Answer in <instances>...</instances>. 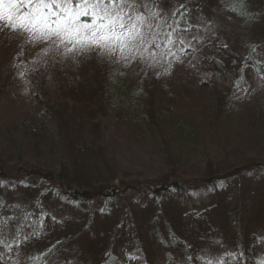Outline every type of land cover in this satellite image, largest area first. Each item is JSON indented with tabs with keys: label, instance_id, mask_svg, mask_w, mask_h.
Here are the masks:
<instances>
[{
	"label": "rangeland",
	"instance_id": "374dc122",
	"mask_svg": "<svg viewBox=\"0 0 264 264\" xmlns=\"http://www.w3.org/2000/svg\"><path fill=\"white\" fill-rule=\"evenodd\" d=\"M150 1L143 15L144 23L137 22L146 43L140 44L137 40L138 50H125L123 54L119 48L114 53L102 54L98 47L80 54L75 51L66 53L65 48H71L74 41L61 44L58 38L48 41L40 38L39 32L0 28L1 48L16 51L22 46L28 51L34 47L33 55L36 57L34 66L25 75L17 71L13 73L12 62H0V73L3 74L0 76V133L4 128L20 129L22 120L32 119L38 112L37 94L47 86L55 96L68 98V102L80 112L78 116H82L76 125L71 124L70 136L65 135L61 141L58 139L55 146L56 158L71 173L76 171L75 157L82 156L85 174L88 173L92 180L95 177L107 185L125 184L143 189L160 179L164 181L163 178L177 180L180 186L185 182L189 187H193L195 182L201 185L209 172V165L222 175L228 171L233 175L239 168H246L250 157L237 162L236 155H231V151L237 149H229L239 139L234 138L236 128L246 123L228 117L222 122L225 131H219L218 120L212 121V118L236 116L237 112L247 115L255 112L256 107L264 106V72L258 73L254 68L246 72L244 89L235 94L233 89L238 76L231 70L213 67V61H228L230 56H223L220 53L222 48H228L233 55L237 53L253 60L249 48L251 41H258L257 34H261L262 28L257 31L246 28L239 19L227 15L222 9L208 8L211 12H208L210 26L194 45L193 59L164 76L160 67L169 64L166 57L158 56L150 48L151 36L162 22L170 19L175 0ZM126 23L130 25L132 21L127 19ZM260 44L257 57L262 58L254 62L258 61L264 68V41ZM120 79H127L124 83L128 82L126 87L130 94L126 100L115 101L116 83ZM55 96L53 100L60 104V99ZM76 100H83L90 107L79 108ZM148 109L157 110L160 120L169 123L176 120L173 115L179 114L197 128L195 147L184 149L182 143L174 139L175 132L171 126L156 127L149 122V125L140 127L139 120H145L140 111L145 115ZM257 142L256 137L253 144ZM53 143L49 140L47 144ZM22 145V150H12L5 159L12 157L9 160H16L21 168L27 164L29 172H46L55 168L45 154L37 152L31 157L29 142ZM3 148H8V144L0 136V157L5 151ZM185 157L189 161L179 163L186 160L183 159ZM175 161L179 164L174 165ZM196 167L203 171L198 172L194 169ZM229 180L232 181L224 183L223 189L214 196L193 198L189 194L180 200L172 197L163 204L161 212L153 207L152 201H146L148 204L142 201L139 220L145 228L143 235L150 251L146 253L150 264H161L163 254L153 239L152 227L156 230L163 221H169L183 233V239L188 242L191 264H244L240 261L241 256L245 264H264V214L259 213L264 201V175L243 181L238 177ZM132 192L133 189L128 190V193ZM30 196L31 193L21 189L3 193L0 204V264H26L53 243L83 232L87 225V216L82 211L44 206L33 217L30 213L25 214L33 220L34 227H21L22 224L13 222V218L26 209L24 198ZM114 203L111 206L113 214L121 215L126 203L124 200ZM16 207L23 208L19 210ZM102 208L98 206L96 209L98 223L102 222ZM220 210L224 214V221H221L230 228L228 232L220 227ZM105 223H112V217L105 219ZM241 232L242 236L239 235ZM79 238H74L65 262L57 258L49 264H72V258L86 250L87 237ZM125 242L127 245L130 243L126 240L122 243ZM119 250L118 264H142L127 259L131 256L128 249L124 252L119 247ZM87 264H92V261Z\"/></svg>",
	"mask_w": 264,
	"mask_h": 264
},
{
	"label": "trees",
	"instance_id": "16d2710c",
	"mask_svg": "<svg viewBox=\"0 0 264 264\" xmlns=\"http://www.w3.org/2000/svg\"><path fill=\"white\" fill-rule=\"evenodd\" d=\"M76 2L77 0H73L74 10L76 8ZM150 2V0H130V3H133L135 7L126 8L125 11L129 12L132 16L137 14L144 15L147 12ZM208 8L211 10L215 8L217 11L222 9L227 15L235 17L237 20L239 19L241 24L246 28L249 27L255 31L260 28L264 30V0H175L170 19L167 22H162L159 25V29L151 36L152 43H150V48L158 56L166 57L169 64L166 67L165 65H161L160 67L164 76H167L166 73L170 70L173 71V68L182 64H189V60L193 59L194 45L197 44L199 38L203 37L202 34L210 26L208 25V17L211 12H209ZM91 19L90 16H81L78 22H91ZM125 20H127V17H125ZM0 25V28L6 29V31L7 29L13 31L12 28L5 27L3 23H0ZM262 29L260 30L261 34H257L258 41H251L252 46L249 50L253 54V60L249 56L242 57L237 53L233 55V52L228 48H222L220 53L223 56L228 54L230 56L228 61L226 63H216V61H213V63H216H214L213 67H218L222 71L231 70V72H234L238 76L237 83L233 89L235 94L243 91L246 72L253 68L258 73L264 72L262 64L258 61L254 62V60H260L262 58V56L257 57L260 43L264 41V31ZM260 39L262 40L261 42ZM31 48L33 50L27 51L25 47L21 46L18 50L11 51L12 48L6 50L0 47V62H12L13 73L17 71L25 75L34 66L33 61L36 58L33 55L35 53L34 47ZM164 58L163 60H165ZM166 69L167 72L165 71ZM0 76H3V74L0 73ZM125 80L127 79H120V82L118 81L116 83L117 93L115 95V101H121L122 98L126 100L130 94L127 88L128 82L125 84ZM47 83L50 84L49 81ZM42 90L43 92L37 94L36 109H38V112H36V115L34 114V117L30 120H22V125H20L22 128L15 130L4 128L3 133H0V136L4 138L5 144H8V148H3L5 150L3 151V158L0 157V204L3 193L21 189L32 195L24 198L26 209L20 216L13 218V222L22 224L21 227H34L33 220L29 216H25V214L30 213L33 217L44 206L58 207L59 209L71 208L82 211L87 216V225L82 230L83 232H78V234L53 243L49 249L31 261H28L26 264H49V262L57 258L65 262L68 259L69 248L74 245V238H78L79 240L80 236L87 237L86 250L77 256L75 255L72 258V264H87L89 260L92 261V264H118L119 247L124 252L128 249L131 256H127V259L141 262L142 264H150V260H148L149 255L146 254L148 252L150 253V251L143 235L145 228L142 227L139 220L142 210L141 205L143 204L142 201H152L155 205L153 207H157V211L161 212L163 204L172 197L180 200V198L187 197L189 194L193 195V198L203 197L209 194L214 196L218 191L223 189V185L232 181L229 180L232 177H238L241 179L240 181H243L255 175H264V106L256 107L258 109L255 112L247 115L237 112L235 113L237 114L236 116L226 115L220 116L218 119L211 117L212 121L218 120L219 131H225L222 122L227 121L229 119L228 117L236 118L246 123L241 128H236L234 138L239 139L234 142L233 148L231 147L229 149H237L236 151H231V155H236L237 162L239 160L246 161L250 157L248 160L250 164L248 166L246 164V168H239L237 173L233 175H229L230 171H228V174L222 175L215 171L208 163L209 172L205 180L200 183L201 185H196L195 182L193 183V187H189L188 183L185 182L184 186H180L177 180L163 178L164 181L160 179L161 181H155L156 183L151 186L137 189L132 185L125 184H121V186L107 185L103 181H98L95 177L92 180V177L88 173L85 174V167L82 165L85 160L82 156L75 157L73 164L75 165L76 171L75 173L74 171L71 173L67 170L66 165L62 164V161L56 158L55 146L58 145V139L61 141L65 135L70 136V132L73 129L72 126L74 123L76 125L82 116H78L80 112L68 102V98L55 96L53 94L54 91L48 89L47 86L42 88ZM54 96L60 99V104L55 103L53 100ZM76 101L79 108L84 107L88 109L90 107L83 100ZM31 109L33 111V108ZM140 114L145 118V120H139L138 125L140 127L149 125V122L156 127L164 126L167 128L171 126L175 132L174 139L182 143L185 147L184 149L190 146L193 147L195 143L197 144L196 135L199 132L198 129L194 128L192 124L179 114L173 115L176 117V120L172 123L165 122L164 120L161 121L160 117L157 116V110L155 112L154 110L150 111L148 109L145 115L142 111H140ZM17 115L19 116V114ZM207 121L210 122L209 119ZM256 137L258 142L253 144V139L256 140ZM49 140L54 141V143L47 144ZM28 142L29 155L31 157H34L37 152L45 154L55 165V168L46 172L42 170H30L31 172H29L27 164L23 168L28 171L19 167L21 164H17L16 160L10 161L9 159L12 157L5 159V156L12 150H22L24 145L22 143ZM40 147L43 150H40ZM188 157L191 158V156ZM223 160H226V157ZM188 161L189 159L180 160L179 163H187ZM179 163L175 161L173 164L178 165ZM194 169L198 170V172L203 171L197 169V167ZM132 189L133 192L128 193V190ZM122 200H124L126 206L123 208L121 215L116 216L113 214V207L111 206L115 204L114 201L121 202ZM98 206H103L101 210V223H98L95 219ZM18 208L20 210L23 207H16V209ZM220 211L218 213L220 227L222 230L228 232L230 228L227 223L225 227L224 222L221 221L222 219L224 221V214L222 210ZM259 213L264 214V201L261 204ZM109 217H112V223L106 224L105 219L108 220ZM152 229L155 233L153 234V239L156 240L159 251L163 254L161 264H191L188 257V242L183 239V233L180 232V229L178 230L169 221H163L162 226L157 225L156 230L153 227ZM242 233L239 235L242 236ZM129 237L130 240L128 239ZM122 239L130 243L128 245L126 242L122 243ZM238 251L241 250L238 249ZM237 254L242 255V252H238ZM242 257H240V261L245 264V260Z\"/></svg>",
	"mask_w": 264,
	"mask_h": 264
},
{
	"label": "snow or ice",
	"instance_id": "6c2138e0",
	"mask_svg": "<svg viewBox=\"0 0 264 264\" xmlns=\"http://www.w3.org/2000/svg\"><path fill=\"white\" fill-rule=\"evenodd\" d=\"M134 7L130 0H77L75 10L73 0H0V23L13 30L39 32L46 41H74L71 48H65L66 53L80 54L98 47L102 54L114 53L117 48L123 54L125 50H138L137 40L146 43L137 27V22L142 25L145 17L137 14L133 19L125 11ZM81 16H90L91 22H78ZM125 17L132 21L130 25Z\"/></svg>",
	"mask_w": 264,
	"mask_h": 264
}]
</instances>
